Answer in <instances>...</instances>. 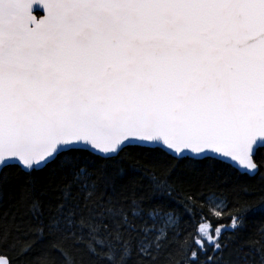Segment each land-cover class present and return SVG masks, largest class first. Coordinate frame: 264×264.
I'll return each instance as SVG.
<instances>
[{"label": "snow or ice", "instance_id": "snow-or-ice-1", "mask_svg": "<svg viewBox=\"0 0 264 264\" xmlns=\"http://www.w3.org/2000/svg\"><path fill=\"white\" fill-rule=\"evenodd\" d=\"M0 264H264V0H0Z\"/></svg>", "mask_w": 264, "mask_h": 264}]
</instances>
